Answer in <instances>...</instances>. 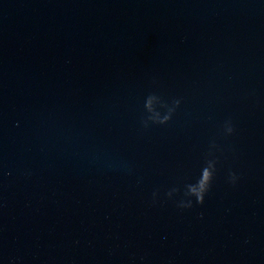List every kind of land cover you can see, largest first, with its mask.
Wrapping results in <instances>:
<instances>
[{
  "label": "water",
  "instance_id": "95a60500",
  "mask_svg": "<svg viewBox=\"0 0 264 264\" xmlns=\"http://www.w3.org/2000/svg\"><path fill=\"white\" fill-rule=\"evenodd\" d=\"M0 264H264V0H0Z\"/></svg>",
  "mask_w": 264,
  "mask_h": 264
},
{
  "label": "clouds",
  "instance_id": "9594fccd",
  "mask_svg": "<svg viewBox=\"0 0 264 264\" xmlns=\"http://www.w3.org/2000/svg\"><path fill=\"white\" fill-rule=\"evenodd\" d=\"M168 117H165L163 121H155L154 123H166L168 121ZM228 133L233 132V127L230 126L227 129ZM215 146V145H213ZM216 172V161L215 160H209L205 167L201 170V176H202V182H199L196 186H188V191L183 194V198L177 201V206L180 208H190L193 205V199H195V203L203 204L205 201L206 195L209 193L214 177ZM206 175V178H204V174ZM230 183H235L238 179L237 175L234 172H230L228 176ZM179 190L177 188H172L167 192V196L169 198L173 197V192H178ZM158 195L157 192H153V198L155 199Z\"/></svg>",
  "mask_w": 264,
  "mask_h": 264
}]
</instances>
